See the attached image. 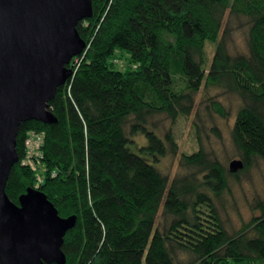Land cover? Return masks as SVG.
<instances>
[{"label": "trees", "instance_id": "obj_1", "mask_svg": "<svg viewBox=\"0 0 264 264\" xmlns=\"http://www.w3.org/2000/svg\"><path fill=\"white\" fill-rule=\"evenodd\" d=\"M91 3V17L75 27L86 47L48 102L56 121L18 126L7 197L17 204L33 188L59 216L76 217L63 237L65 264H264V197L236 231L216 205L228 176L264 164V0ZM242 29L245 49L232 53L227 38ZM212 90L239 101L229 131L243 163L235 173L203 147V114L227 116ZM193 108L198 148L180 155L169 179L157 164L178 147L155 120ZM30 131L42 142L25 160Z\"/></svg>", "mask_w": 264, "mask_h": 264}, {"label": "water", "instance_id": "obj_2", "mask_svg": "<svg viewBox=\"0 0 264 264\" xmlns=\"http://www.w3.org/2000/svg\"><path fill=\"white\" fill-rule=\"evenodd\" d=\"M91 15V0H0V264H65L63 237L76 217L59 216L33 188L15 204L5 183L19 124L56 121L48 102L72 76L70 61L86 47L75 27ZM242 168L240 159L227 167Z\"/></svg>", "mask_w": 264, "mask_h": 264}, {"label": "rangeland", "instance_id": "obj_3", "mask_svg": "<svg viewBox=\"0 0 264 264\" xmlns=\"http://www.w3.org/2000/svg\"><path fill=\"white\" fill-rule=\"evenodd\" d=\"M227 14H225L223 24ZM223 26V25H222ZM243 30L231 31L228 41V48L230 52L243 51L245 49ZM214 45V44H213ZM213 45L207 44L206 56L207 63L210 61L213 52ZM122 57H127L123 53ZM122 58L119 59V67L123 66ZM125 65V64H124ZM218 93L217 99L221 102L224 110H227V116L221 117L219 114L213 113L210 117L203 114L204 122L202 125L203 147L207 151L213 153L218 161L225 167L233 159H238L237 153L231 145L229 138V131L234 119V113L238 105V98L234 95L221 94L219 90L210 91L211 94ZM203 99L199 93L196 97L194 108L198 106L200 100ZM203 105V104H202ZM194 108L187 116H178L174 122L170 123L169 119L165 117L156 118L157 125L164 129L171 128L174 135L178 150L175 156H167L158 162L157 166L163 172L168 173L169 179L175 174L177 170V163L182 153H190L198 148L196 138L193 134L192 121L194 120ZM204 112V109H201ZM201 126V125H200ZM216 127L220 131V138L215 137L210 128ZM209 133V136L204 134ZM139 142L142 139L138 140ZM264 197V164L259 163L242 173L237 177L228 176L226 178V188L216 201L219 215L223 220L226 229L238 230L242 223L247 222L252 216L256 215L258 211L253 207L252 200L255 198ZM161 208L157 213L159 218Z\"/></svg>", "mask_w": 264, "mask_h": 264}, {"label": "built area", "instance_id": "obj_4", "mask_svg": "<svg viewBox=\"0 0 264 264\" xmlns=\"http://www.w3.org/2000/svg\"><path fill=\"white\" fill-rule=\"evenodd\" d=\"M42 142V135L40 133L30 131L27 133L24 141L25 145V160H29V156L35 154L36 150L39 148Z\"/></svg>", "mask_w": 264, "mask_h": 264}]
</instances>
